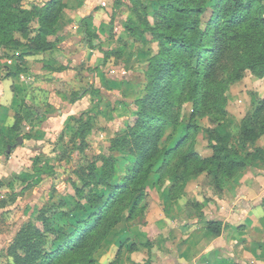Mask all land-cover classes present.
<instances>
[{
  "label": "trees",
  "instance_id": "obj_1",
  "mask_svg": "<svg viewBox=\"0 0 264 264\" xmlns=\"http://www.w3.org/2000/svg\"><path fill=\"white\" fill-rule=\"evenodd\" d=\"M22 1L0 0V57L22 46L26 50L19 56L54 45L48 36L57 31L64 1L46 0L39 8H26ZM154 4L151 14L144 0L131 5L138 21L130 30L132 36L144 39L149 33L157 47L147 60L133 118L109 137L106 151L87 155L83 153L87 143L80 140L64 197L45 203L34 219L20 225L0 264H96L95 253L124 214L132 218L143 211V191L157 163L171 171L168 195L173 199L203 170L220 186L254 160L264 162V149L255 143L264 134V96L241 122V138L252 146L251 152L232 147L230 133L210 135L209 156L195 150L197 118L207 115L218 123L226 121L228 82L241 78L245 70L264 77V0H154ZM86 36L95 34L86 29ZM22 72L26 69L15 64L4 76ZM183 103L191 106L186 132L179 142L161 146L167 126L173 131L178 127ZM69 120L75 119L70 116L62 130ZM87 121L81 122L89 129L92 124ZM8 130L14 133V125ZM159 176L161 182L165 174ZM52 209L66 219L75 212L79 215L65 227L54 226ZM217 223L208 220L206 225L217 234L219 228L213 227Z\"/></svg>",
  "mask_w": 264,
  "mask_h": 264
},
{
  "label": "crops",
  "instance_id": "obj_2",
  "mask_svg": "<svg viewBox=\"0 0 264 264\" xmlns=\"http://www.w3.org/2000/svg\"><path fill=\"white\" fill-rule=\"evenodd\" d=\"M63 1L57 31L48 36L52 48L6 63L19 64L26 72L0 75V103L14 97L13 86L29 83L32 90L25 100H34L36 112L44 114L40 131L59 132L71 115L87 110L100 120L98 127L93 124L102 137L109 139L134 116V100L142 92L147 60L156 43L149 33L144 39L132 36L130 30L138 24L133 0ZM144 1L152 7L151 14L154 0ZM86 29L95 36L87 37ZM77 67H84L82 77L96 86L92 110L85 94L74 100L67 95L65 82L74 80ZM10 101L1 105L8 110V119L14 111ZM2 114L0 110V119ZM30 141L34 147L43 140L33 136L25 140ZM203 176L190 178L173 199L158 187L156 196L151 194L153 210L145 212L146 223L131 225L127 235L111 231L95 254L96 264H264V162L254 160L220 186L210 178L203 182ZM141 204L146 205L144 198ZM208 220L218 222L213 227L219 233L207 228Z\"/></svg>",
  "mask_w": 264,
  "mask_h": 264
},
{
  "label": "rangeland",
  "instance_id": "obj_3",
  "mask_svg": "<svg viewBox=\"0 0 264 264\" xmlns=\"http://www.w3.org/2000/svg\"><path fill=\"white\" fill-rule=\"evenodd\" d=\"M45 1L46 0H23L22 5L26 8H39ZM148 8L151 9L152 7L149 6ZM150 38V40L154 41L153 36H150ZM23 50H26V48L22 46L13 51L7 50V56L1 55L0 75L5 74L11 67L6 63L15 56L20 57L19 52H23ZM11 53L14 54L11 55ZM89 67L90 66H87L85 68L90 72L92 69ZM83 68L84 67H81L79 69L77 67L76 74L73 78L74 80L65 82V85L68 88H66V92L71 99L78 98L79 94H85L89 110H92V106L96 104L93 102L95 99L94 97H96V94H94L96 89L93 87L95 85L92 81L89 82L87 78L82 77ZM137 81L139 80L137 79ZM40 84L43 83H38L37 85L39 86ZM29 85L30 84L27 83L23 86L18 84L13 86L14 97L2 101V104L6 102L8 105L9 101H12H10L11 108L13 107L14 111L9 119L8 110L5 107H2V104L0 103V110L3 111L2 119H0V263L5 261L7 244L20 225L27 220L34 219L38 214L39 209L43 207L45 203H50L64 197V192L66 189H69L67 177L72 174L76 165L78 157L77 147L80 140L83 138L87 143V146L83 150V153L87 155L98 153L100 150L106 151L109 144L108 135L107 137H102V133L96 129V127H98V119H96L95 116L92 118V114H88L87 110H80V112L75 115H71L75 120H69L64 130H60L59 132L46 131L47 133L40 131L39 122L42 121L44 114L36 112L34 106L37 104H35L34 100L31 99V101L28 102L25 100L28 90H32V87ZM143 85L144 77L141 90ZM263 96L264 77H258L251 70H245L241 78L228 82L226 121L218 123L217 120H214L207 115L197 118L196 122L199 125V128L195 133V150L202 156H209L212 154L210 143L213 142L210 135H213L214 133H219L221 135L230 133L233 137L230 143L232 147L237 148L240 151L247 149L251 152L252 146L241 138V122L251 112L257 100ZM47 104L49 103H44L43 105L46 106ZM190 115V104L183 103L180 108V122L178 127L173 131L171 125L167 126L160 138L161 146L168 144L171 145L172 143L175 144L177 141L179 142L181 140L187 130L186 125L190 119ZM87 120H90V123L92 124L89 129H87L86 124L81 122ZM67 121L68 119L66 122ZM92 122H96L97 126L95 127ZM99 123L100 120L98 121V124ZM11 125H14V133L8 132V127ZM83 133H85L84 136L81 135ZM18 135H21L23 139L22 143L16 145L9 153H7L6 144L14 143L16 141V136ZM168 135H170V139L166 138ZM31 136L34 138H40L43 141H41V144H35L33 147L31 141L30 143L28 142V144L25 142V140L29 141ZM243 143H245V146H243ZM255 143L257 146L262 147V145H264V134H261ZM186 144L187 143L174 152L170 158V163L177 159L179 153L185 149ZM160 173L165 174V177L161 179V182L159 176ZM169 173H171V171L167 165L157 163L154 166L151 172L152 176L146 182L147 184L143 191V198L146 204H141L144 206L143 211L135 214L132 218H127V213H125L123 219L117 223L111 231L115 230L114 233L116 234L122 233V235H127L128 233L125 232V230H129L131 225H136L137 223H140V221H145V224V212L150 211V209L151 211L153 210L152 205L149 206L153 200L151 194L156 196V189L158 187V189H160V186H163L165 190H168L171 184ZM199 173H207V171L203 170ZM203 177V182L209 181V177ZM50 215L54 226L65 227L69 220H73L75 216L79 214L78 212H75L71 219H66L61 216L59 210H53L50 212ZM150 240L152 243L156 242V236L151 237ZM150 240L148 239L147 241ZM115 260L116 261H113L112 263L117 262L118 257H116Z\"/></svg>",
  "mask_w": 264,
  "mask_h": 264
},
{
  "label": "water",
  "instance_id": "obj_4",
  "mask_svg": "<svg viewBox=\"0 0 264 264\" xmlns=\"http://www.w3.org/2000/svg\"><path fill=\"white\" fill-rule=\"evenodd\" d=\"M22 128H24L23 126H21ZM22 137H21V135H18L17 137H16V141L14 142V143H8L7 145H6V152L7 153H9V151H10V149L12 148V147H15L16 145H19V144H21L22 143Z\"/></svg>",
  "mask_w": 264,
  "mask_h": 264
}]
</instances>
